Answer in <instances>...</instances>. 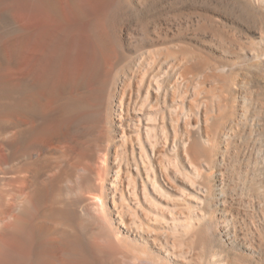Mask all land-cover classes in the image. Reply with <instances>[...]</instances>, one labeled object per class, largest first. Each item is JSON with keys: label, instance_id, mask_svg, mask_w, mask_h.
I'll use <instances>...</instances> for the list:
<instances>
[{"label": "bare ground", "instance_id": "1", "mask_svg": "<svg viewBox=\"0 0 264 264\" xmlns=\"http://www.w3.org/2000/svg\"><path fill=\"white\" fill-rule=\"evenodd\" d=\"M0 264H264V0H0Z\"/></svg>", "mask_w": 264, "mask_h": 264}, {"label": "rangeland", "instance_id": "2", "mask_svg": "<svg viewBox=\"0 0 264 264\" xmlns=\"http://www.w3.org/2000/svg\"><path fill=\"white\" fill-rule=\"evenodd\" d=\"M5 40H6V39H5V37H4V38H3V43H5Z\"/></svg>", "mask_w": 264, "mask_h": 264}]
</instances>
